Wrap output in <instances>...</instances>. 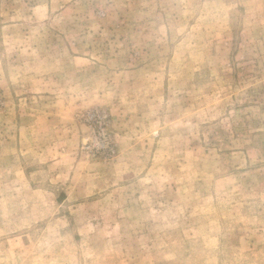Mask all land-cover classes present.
<instances>
[{
	"label": "rangeland",
	"instance_id": "1",
	"mask_svg": "<svg viewBox=\"0 0 264 264\" xmlns=\"http://www.w3.org/2000/svg\"><path fill=\"white\" fill-rule=\"evenodd\" d=\"M0 264H264V0H0Z\"/></svg>",
	"mask_w": 264,
	"mask_h": 264
}]
</instances>
